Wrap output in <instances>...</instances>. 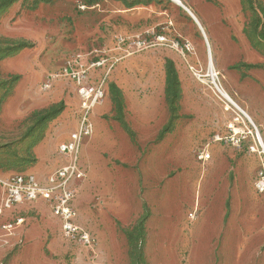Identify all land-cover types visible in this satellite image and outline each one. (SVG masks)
<instances>
[{
  "label": "rangeland",
  "instance_id": "374dc122",
  "mask_svg": "<svg viewBox=\"0 0 264 264\" xmlns=\"http://www.w3.org/2000/svg\"><path fill=\"white\" fill-rule=\"evenodd\" d=\"M182 1L204 36L170 0H0V178L51 173L34 169V150L75 128L71 55L110 51L116 37L134 52L110 53L121 59L81 150L78 221L95 249L61 240L63 264H264V0ZM204 6L224 28L201 21ZM208 54L252 123L216 92ZM11 234L0 231V264H32Z\"/></svg>",
  "mask_w": 264,
  "mask_h": 264
},
{
  "label": "built area",
  "instance_id": "2783aa9c",
  "mask_svg": "<svg viewBox=\"0 0 264 264\" xmlns=\"http://www.w3.org/2000/svg\"><path fill=\"white\" fill-rule=\"evenodd\" d=\"M116 39L117 43L110 51L96 48L88 53L73 54L65 61L63 76L69 78L76 87L78 108L74 130L68 139L58 146V155L62 158L61 165L43 177L34 173H19L0 178V216L20 204L43 202L52 216L59 221L62 239L92 253L96 246L95 238L79 223L74 204L80 184L86 179V172L80 161L82 146L94 133V110L105 101V81L121 59L117 54L110 53L123 50V58L134 53L130 47H122L127 41L126 38ZM142 44L137 42L139 47ZM99 72L100 78L94 79L93 74ZM42 89H50V81L43 84ZM256 144L261 150L260 154L264 155L262 145L259 146L258 142ZM251 151L259 152L258 148L256 151L252 148ZM4 229L9 235L14 227L8 224Z\"/></svg>",
  "mask_w": 264,
  "mask_h": 264
},
{
  "label": "crops",
  "instance_id": "0c3cea01",
  "mask_svg": "<svg viewBox=\"0 0 264 264\" xmlns=\"http://www.w3.org/2000/svg\"><path fill=\"white\" fill-rule=\"evenodd\" d=\"M198 16L201 19V21L205 22L210 27H212L214 23L223 26L222 19H220V13L210 10L208 6H204L200 8L198 10ZM225 16L228 17L229 22L231 24L233 25L237 24L235 20L229 17V14H226ZM195 19L200 26V27L198 26L199 29L200 28L202 29L201 24L199 20L196 18V16ZM104 27L106 28V26ZM96 138L97 137L93 138L91 141L85 144V146L83 147V152L86 151L88 148H91L92 146H95V144H97ZM65 139L67 140V138ZM66 140H64L63 142H65ZM47 143L48 140L45 139L34 150V154L36 155V160H37L34 169L37 171L53 172L62 163V158L58 155V146L61 144V141L55 142L54 146L48 148V151L46 152L47 154L45 155L44 150H45V145H47ZM74 205L77 213L80 216L81 209L78 206V202L75 201ZM11 211L16 214L12 216L13 219L15 218L12 223L14 227L12 234L17 235V239L19 240L20 254L23 255L26 258V260L30 254L37 255L36 260L32 261V264H63L61 263L60 259L55 260L54 257H52L60 253H63L64 251H66V248L65 247L63 248V246L60 244L61 243L60 241L63 239L61 237L59 221L54 216H52L51 212L49 211V208L45 205V203L43 202L24 203L16 206ZM4 214L8 216L12 215L10 211L9 213L7 211L0 216L1 217L0 221L3 219L2 216ZM8 224L11 223H7V224L0 223V231L5 232L6 236L8 235V233L6 232L4 227ZM55 224L56 225L58 224V228H59L57 231L58 234H56V232L51 230V226ZM64 242L67 245L69 244L66 243V241ZM45 250L49 254V257H39L42 254H44Z\"/></svg>",
  "mask_w": 264,
  "mask_h": 264
},
{
  "label": "bare ground",
  "instance_id": "6f19581e",
  "mask_svg": "<svg viewBox=\"0 0 264 264\" xmlns=\"http://www.w3.org/2000/svg\"><path fill=\"white\" fill-rule=\"evenodd\" d=\"M171 2L174 3V5H178L180 6L182 9H184L187 13V15H189L193 20L196 21L194 14L185 6V4L183 3L182 0H170ZM197 22V21H196ZM198 24V22H197ZM199 26V24H198ZM200 27V26H199ZM201 29V28H200ZM201 32L204 36L203 30L201 29ZM205 39V38H204ZM208 73H209V77L210 79H212V85L214 86L216 92L231 106L233 107L236 111H238L240 113V115H242L244 117V119H247V121H249L250 123H252L250 117L248 116V114L243 111V109H241V107L227 94V92L217 84L218 81H216L217 79H215L218 76V73L214 67L213 64V60L212 57L210 56V54H208ZM257 131V130H256ZM238 132V131H237ZM256 139L258 142V145L260 146V144L262 145L263 151H264V145L263 143H261V138L260 135L258 133V131L256 132ZM219 141V139H217ZM263 140V139H262ZM256 142V143H257ZM264 153V152H263Z\"/></svg>",
  "mask_w": 264,
  "mask_h": 264
}]
</instances>
